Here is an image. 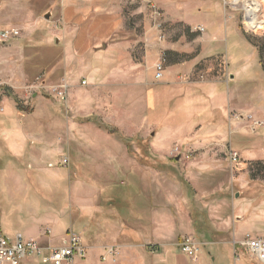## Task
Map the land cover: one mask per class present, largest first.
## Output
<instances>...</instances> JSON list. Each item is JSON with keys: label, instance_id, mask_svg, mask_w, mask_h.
I'll return each mask as SVG.
<instances>
[{"label": "rangeland", "instance_id": "rangeland-1", "mask_svg": "<svg viewBox=\"0 0 264 264\" xmlns=\"http://www.w3.org/2000/svg\"><path fill=\"white\" fill-rule=\"evenodd\" d=\"M109 1L120 7L126 25L134 28L136 34L144 33V25L149 22L154 28L158 27L157 32L169 34L172 39L179 38L181 30L186 31L191 41L196 34L190 33L191 29H181L178 22L173 21L180 11L207 18L211 17L209 10L213 9L236 14L244 32L260 44L264 56V28L249 30L243 22L246 9L241 6L233 8L229 4L231 0H189L185 6L165 8L166 12L158 7L160 13H156L155 3L150 0ZM62 2L0 0V140L5 141L7 147L11 146L10 140L13 139L24 142L21 156L10 158L12 156L6 154L0 159V226L7 235L22 233L30 238V234L38 233L40 224L50 222V217L57 213L65 226L54 225V233H48L62 234L56 238L55 245H60L70 231L80 234L85 244L93 245L99 223L95 210L100 209L102 197H118L116 206L122 222L124 216L131 220L132 209L147 215L143 207L169 203L172 198L169 194L177 191V157H182L179 164L183 169L185 162L209 154L230 159L231 151L238 152V145L232 144L231 147V143H227V150L218 149L213 153L207 149L202 153L196 149L187 150L186 143H174L172 103L168 101L171 87H165L164 83L169 64L167 51H158L152 64L144 61V52L133 53L135 60L140 61L137 73L145 83L149 82L151 68L156 74L155 64L163 55L167 57L163 78H155L152 83L143 85L142 98H134L140 89L114 85L93 89L77 69L67 71L61 39L57 35L62 29ZM261 4L263 9L259 17L264 19V1ZM11 29L20 30L18 36L2 38L3 31ZM222 48L223 53L199 64L194 62L198 49H189L183 54V60L189 66L184 82L200 87L209 73H215L219 80H228V58L224 50L229 54L232 47ZM208 67H216L217 71H207ZM66 81L70 86L65 98H61L53 89ZM151 90L160 97L154 107L147 98ZM8 108L13 109V115L5 117ZM226 114L230 119L236 117L231 109H227ZM226 124L230 136L231 120ZM255 125L243 123L250 132L249 136H252ZM91 135L98 136V141L90 140ZM236 136L232 137L236 140ZM238 137L241 141L236 140L238 143L249 146L254 143L257 148L264 146V137ZM110 148L117 152L114 157L106 154ZM46 149L56 150L55 155L45 159L42 151ZM29 151L34 153L28 155ZM65 159L68 160L66 165ZM229 159L219 165V172L241 176L242 179L232 182L234 192L238 191L237 198L253 205L254 210H264V159L249 161L241 155L238 164ZM128 182L132 185L131 192ZM94 183L105 187L100 191L107 190L102 197L100 192L97 197L99 190L92 187ZM86 219L91 221L92 230L82 229ZM52 221L54 223V219ZM135 221L138 225L144 218ZM41 243L55 246L46 241ZM215 248L212 243H200V254L210 258L215 255ZM25 261L26 264H44L31 257ZM105 261L104 256L96 254V264H105Z\"/></svg>", "mask_w": 264, "mask_h": 264}, {"label": "crops", "instance_id": "crops-1", "mask_svg": "<svg viewBox=\"0 0 264 264\" xmlns=\"http://www.w3.org/2000/svg\"><path fill=\"white\" fill-rule=\"evenodd\" d=\"M150 1L165 12V8L185 6L189 2ZM60 13L62 29L57 35L61 39L67 71L77 69L93 89L112 85L140 89L134 98H142L143 85L152 83L155 73L151 68L149 82H143L137 73L140 61L135 60L133 53L144 52V61L152 64L158 51H167L169 64L164 83L165 87H171L168 101L172 103L174 143H186L187 150L196 149L202 153L207 149L213 153L218 149L227 150V143H231V147L232 144L240 147L236 146V151L244 159H264V146L257 148L254 143L251 146L238 143L241 142L238 135L250 139L264 137V56L260 44L244 32L236 14L213 9L209 10L211 17L207 18L180 11L173 21L178 22L181 29H191L190 33L196 34L191 41L186 31L180 29L179 38L172 39L169 34L157 32L158 27L154 28L149 22L144 25V33L136 34L134 28L126 25L120 7L109 0H63ZM222 47H232L229 54L224 50L228 58V80H219L215 73H209L200 87L184 82L189 66L183 60V54L189 49H198L194 62L199 64L206 58L223 53ZM216 69L208 67L207 71ZM147 98L153 107L160 101L155 90L149 91ZM227 109H231L236 117L230 119ZM7 115H13L12 108H8L5 117ZM228 120L232 122L230 136L227 135ZM256 121L263 124L255 125ZM244 122L255 125L252 136L248 135L247 127H243ZM234 134L238 142L232 137ZM90 137V140L98 141V136ZM10 141L12 144L7 147L6 142L0 140V159L6 154L11 155L10 158L21 156L24 142ZM107 151L106 154L113 157L117 153L111 148ZM27 153L30 155L34 151ZM42 153L48 159L56 150L46 149ZM228 159L209 154L196 161L185 162L181 169L182 157H177V191L169 194L172 206L164 202L152 207L149 204L142 208L147 215L132 209L131 220L124 216L123 222L116 206L118 197L109 195L105 199L102 196L107 190L100 191L104 186L94 183L96 187H92L99 190L97 197L100 192L103 203L98 207L100 209L95 210L99 221L96 241L93 245L86 243L89 253L80 264H96L97 253L104 256L105 264H261L243 242L248 235L264 240V210H254L253 205L241 197L237 198L238 191L234 192L232 182L242 179L241 176L219 172V165ZM141 181L146 182L144 179ZM127 184L131 192V182ZM142 217L143 223L137 225L135 220ZM50 219V222L40 224L38 233L30 234V238L55 245L56 238L62 234L54 236L48 233H54V225H65L57 213ZM85 222L82 229L92 230L91 221L86 219ZM183 237L214 244L215 255L208 258L200 254L198 261H191L178 247Z\"/></svg>", "mask_w": 264, "mask_h": 264}, {"label": "built area", "instance_id": "built-area-1", "mask_svg": "<svg viewBox=\"0 0 264 264\" xmlns=\"http://www.w3.org/2000/svg\"><path fill=\"white\" fill-rule=\"evenodd\" d=\"M226 2V0H224ZM233 8L238 7L236 0H231L229 3ZM156 13H160L156 6H153ZM262 20V19H260ZM245 25L249 30H255L252 23V18L248 16L246 12L244 15ZM264 23V22H263ZM263 27L257 28L262 30ZM203 31L202 29H200ZM20 30H5L2 33V38L8 39L11 37L18 36ZM167 57L163 55L155 64V78L157 80L163 78ZM83 83H86L83 80ZM70 86L69 81L64 82L60 86L54 87V93L65 98ZM260 124V122H256ZM240 156L237 152L231 151L230 161L231 163L238 164ZM65 165L68 164V160H64ZM243 245L247 247L248 251L257 260L264 264V240L260 238H252L247 236ZM180 250L190 258L191 261H198L200 259V243L195 241L191 237H183L178 243ZM113 249H111V252ZM89 253V246L84 243L83 237L74 232L70 231L67 238L63 239L60 245L46 246L41 243L40 240L29 238L22 233H16L13 236L7 235L0 226V264H26V259L31 257L32 259L37 258L44 264H80L81 261L86 259Z\"/></svg>", "mask_w": 264, "mask_h": 264}, {"label": "bare ground", "instance_id": "bare-ground-1", "mask_svg": "<svg viewBox=\"0 0 264 264\" xmlns=\"http://www.w3.org/2000/svg\"><path fill=\"white\" fill-rule=\"evenodd\" d=\"M237 4L246 9L248 16L252 18V25L255 29L264 26V19L260 20V11L263 9L261 1L264 0H236Z\"/></svg>", "mask_w": 264, "mask_h": 264}, {"label": "water", "instance_id": "water-1", "mask_svg": "<svg viewBox=\"0 0 264 264\" xmlns=\"http://www.w3.org/2000/svg\"><path fill=\"white\" fill-rule=\"evenodd\" d=\"M49 17V16H48Z\"/></svg>", "mask_w": 264, "mask_h": 264}]
</instances>
